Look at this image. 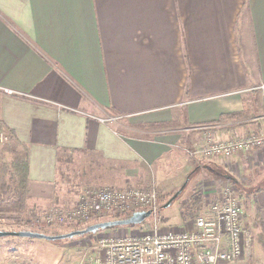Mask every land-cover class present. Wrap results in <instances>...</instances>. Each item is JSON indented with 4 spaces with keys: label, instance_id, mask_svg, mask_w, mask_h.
<instances>
[{
    "label": "crops",
    "instance_id": "crops-1",
    "mask_svg": "<svg viewBox=\"0 0 264 264\" xmlns=\"http://www.w3.org/2000/svg\"><path fill=\"white\" fill-rule=\"evenodd\" d=\"M261 111L264 0H0V129L27 149L28 210L65 203L69 160L91 187L156 181L202 211L230 187L251 197V255L239 262L264 264V148L194 153L206 133L254 131ZM175 219L168 227L186 225ZM5 254L0 264H15Z\"/></svg>",
    "mask_w": 264,
    "mask_h": 264
},
{
    "label": "built area",
    "instance_id": "built-area-1",
    "mask_svg": "<svg viewBox=\"0 0 264 264\" xmlns=\"http://www.w3.org/2000/svg\"><path fill=\"white\" fill-rule=\"evenodd\" d=\"M4 92L13 93L11 90ZM116 119L109 116L99 118V121L107 123ZM255 120L261 125L244 135L223 140L206 133L205 144L194 153L211 159L264 148V116ZM198 129L207 130L209 127L202 125ZM229 190L226 188L218 201L197 214L190 228L162 231L157 191L152 187L134 186L85 189L73 207L48 213L43 220L48 225L54 222L82 224L107 217H129L139 211L150 212L147 230L117 239L103 237L84 250L79 264L235 263L250 250L252 236L244 227L241 203Z\"/></svg>",
    "mask_w": 264,
    "mask_h": 264
},
{
    "label": "rangeland",
    "instance_id": "rangeland-1",
    "mask_svg": "<svg viewBox=\"0 0 264 264\" xmlns=\"http://www.w3.org/2000/svg\"><path fill=\"white\" fill-rule=\"evenodd\" d=\"M113 115V114H110ZM259 116H264V112H260ZM114 117V116H112ZM116 117V116H115ZM257 118V117H256ZM0 167L5 166L6 168L10 165V155L6 150H3L7 145H9V139L7 137V132L3 129H0ZM6 137V139L4 138ZM66 178L64 179V190L63 193L65 194V203L64 204H52L48 207L41 208V209H30L27 210L24 218H25V226L19 227L15 226L12 223H9L7 220L0 219V231H18L17 229L20 228V230H28L33 232H39L47 235H61L66 234L69 232H72L74 230H82L89 226L90 224H94L97 222L104 221H112V220H118L119 218H128V216H117L118 219H114L116 217L112 218H102L97 222H91V223H74V222H54L53 224L48 225L44 219L45 215L48 213H53L59 210L68 209L73 207L77 200L78 196L88 188H102V186H94L91 187L90 183L87 185L88 179L82 180L80 178V165L76 163L68 162L67 168H66ZM86 180V181H85ZM86 184V185H83ZM155 186V190L157 191V199L159 204V219H160V226H166L163 231L171 230V227L176 228H190L191 223L194 219V217L202 212V209L197 208L195 206L191 205L192 200H190L189 204L182 205L180 203L181 196L183 195V192L179 195V197L174 198L169 206L167 208H163V205L168 201V197H172L179 188H176L175 190H172L171 194H167L166 192H163V188L160 184L156 183L153 185ZM163 186V185H162ZM232 194V196L240 201L242 210H243V217H244V223H245V229L248 231L249 234L253 237V228L249 224L250 219V213H249V203L250 198L248 196H244L241 193L234 192V190L230 187H228ZM174 193V194H173ZM173 194V195H172ZM172 195V196H171ZM190 194L187 193V196ZM29 207V206H28ZM169 212L170 217L172 220L169 219V221L165 220V214L167 215ZM179 216L183 217V222H185L186 225L181 226H169L168 222L175 223V218H179ZM130 217V216H129ZM164 219V220H163ZM175 219V220H174ZM166 221V222H165ZM180 223H182L179 219ZM179 223V224H180ZM149 224V218H146L143 221V224L141 227L135 226V225H126V226H118V227H111L106 228L97 231L93 234H86L81 236H75L68 239L58 240V241H47L49 243L54 244V248H46V247H40L39 248H31L29 247L30 244L26 240L30 238H20L15 236H5L0 237V252L5 254H15L12 255L13 263L15 264L22 263V264H79L81 256L84 252V250L87 249V247L91 244H94L101 238H109V239H117L122 236H128V235H138L139 233L143 232L145 229L147 230ZM178 224V225H179ZM139 225V224H138ZM174 228V229H176ZM173 230V229H172ZM33 240V239H31ZM35 240V239H34ZM36 240H42V239H36ZM44 241V240H43ZM251 249L246 252L245 255L238 258V262L242 261L244 257L250 259L251 255ZM40 253V254H39ZM18 254V255H16ZM6 255V254H5ZM4 255V256H5ZM8 256V255H7ZM41 256L43 258H41ZM7 258V257H6ZM40 258V259H39ZM4 261L5 259L0 258V261ZM250 263V260L248 261ZM228 263V262H226ZM237 264H240L237 263Z\"/></svg>",
    "mask_w": 264,
    "mask_h": 264
},
{
    "label": "trees",
    "instance_id": "trees-1",
    "mask_svg": "<svg viewBox=\"0 0 264 264\" xmlns=\"http://www.w3.org/2000/svg\"><path fill=\"white\" fill-rule=\"evenodd\" d=\"M248 114L246 111L221 114L217 122L227 119L247 118ZM174 124L175 122L172 121L166 125ZM7 137L9 139V145L3 150H6L10 155V165L8 168L5 166L0 167V219L7 220L15 226L24 227V216L28 210L29 202L27 196V149L15 140L10 130L7 131ZM259 189L261 188H256L253 192H257ZM118 218L116 217L114 219ZM142 224L143 222L135 226L141 227Z\"/></svg>",
    "mask_w": 264,
    "mask_h": 264
},
{
    "label": "water",
    "instance_id": "water-1",
    "mask_svg": "<svg viewBox=\"0 0 264 264\" xmlns=\"http://www.w3.org/2000/svg\"><path fill=\"white\" fill-rule=\"evenodd\" d=\"M179 194V191L176 192L164 205L163 208H167L171 201L176 198V196ZM150 215L149 211L143 212H134L130 217L118 219V220H112V221H102L97 222L94 224H90L86 228L82 230H74L72 232L61 234V235H47L39 232H33L28 230H20V231H0V237L5 236H15L20 238H30V239H42L47 241H58L63 239L72 238L75 236H81L85 234H93L98 230L111 228V227H118V226H126V225H138L142 223L148 216Z\"/></svg>",
    "mask_w": 264,
    "mask_h": 264
}]
</instances>
